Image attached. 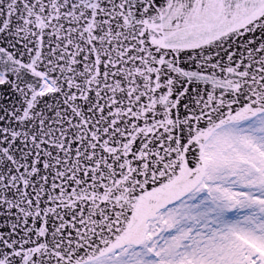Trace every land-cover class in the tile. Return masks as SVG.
Wrapping results in <instances>:
<instances>
[{"label": "snow or ice", "instance_id": "snow-or-ice-1", "mask_svg": "<svg viewBox=\"0 0 264 264\" xmlns=\"http://www.w3.org/2000/svg\"><path fill=\"white\" fill-rule=\"evenodd\" d=\"M0 264H264V0H0Z\"/></svg>", "mask_w": 264, "mask_h": 264}]
</instances>
